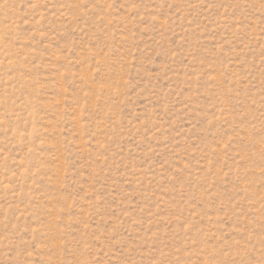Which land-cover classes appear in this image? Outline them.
<instances>
[{"label": "rangeland", "instance_id": "1", "mask_svg": "<svg viewBox=\"0 0 264 264\" xmlns=\"http://www.w3.org/2000/svg\"><path fill=\"white\" fill-rule=\"evenodd\" d=\"M0 264H264V0H0Z\"/></svg>", "mask_w": 264, "mask_h": 264}]
</instances>
